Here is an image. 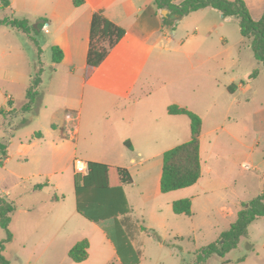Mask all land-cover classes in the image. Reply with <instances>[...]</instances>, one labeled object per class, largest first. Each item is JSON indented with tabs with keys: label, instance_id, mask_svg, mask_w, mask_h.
Here are the masks:
<instances>
[{
	"label": "rangeland",
	"instance_id": "374dc122",
	"mask_svg": "<svg viewBox=\"0 0 264 264\" xmlns=\"http://www.w3.org/2000/svg\"><path fill=\"white\" fill-rule=\"evenodd\" d=\"M54 1L16 0L10 8H0V18L3 14L25 18L29 25L39 22L49 30L44 13L52 10ZM62 2L64 7H72L71 0ZM200 11L176 20L173 26L177 32L168 33L172 42L166 44L172 48L182 44L180 51L205 45L203 51L188 52L194 68L184 67V58H179L183 68L177 67V82L169 81L173 64H155L150 57L137 76L132 96L139 100L132 112V125L128 131H120L130 148L125 141L113 143L104 138V127L114 122L108 115L113 110L109 98L104 94L88 96V87L78 84L77 73L68 77L65 66L53 63L49 43L44 42H50L49 34L40 30L32 41L14 30L4 37L1 32L6 30L0 28V45L7 41L20 50L16 65L6 69L16 71L27 82L30 74L37 76L40 93L32 110L18 108L10 117L0 113V141L6 143L8 152L6 161L0 154L4 161L0 165V206L13 207L7 213L12 239L1 249L8 264H127L135 257H140L139 264H264V217L251 222L248 234L235 248L223 254L202 252L209 244L222 243L221 233L236 221L238 210L264 191V69L253 55L251 39L241 35L236 20H224L206 31L209 25ZM210 13L220 21L221 13ZM166 24L159 31L161 44L166 43L171 30ZM193 30L196 35L186 37ZM255 69L258 75L249 78ZM232 84L251 87L246 92H229ZM3 88L0 108L7 105V94L16 103L24 100V91L18 87L12 93ZM146 93L149 96L145 97ZM173 103L202 119L201 176L192 186L166 193L152 180L144 187L150 193L146 198L141 194L140 180L146 173L162 169L166 150L190 138L189 118L167 111ZM73 105L81 108L76 118ZM66 113L74 118L66 120ZM62 129L73 131V139L78 133L77 145L70 135L60 140ZM35 133H41L42 138H35ZM150 137L159 138V146L147 145L145 139ZM130 149L136 161L140 160L139 152L143 158L153 152L161 154L146 161L147 170H143L130 162ZM120 155L121 161L112 159ZM75 159L131 166L133 182L122 188L129 211L118 216L128 242L111 227L112 220L98 227L76 212ZM35 185L40 187L33 188ZM53 196L59 201H52ZM182 198L191 199V215L173 212L172 201ZM58 219H64V224L58 236L50 239ZM5 238L6 231L0 225V241ZM84 238L89 242L88 257L72 262L68 251Z\"/></svg>",
	"mask_w": 264,
	"mask_h": 264
},
{
	"label": "crops",
	"instance_id": "0c3cea01",
	"mask_svg": "<svg viewBox=\"0 0 264 264\" xmlns=\"http://www.w3.org/2000/svg\"><path fill=\"white\" fill-rule=\"evenodd\" d=\"M8 1L9 3L7 6H2L0 4V8L1 9L10 8L16 2V0H12L11 2L10 0ZM182 1L183 0H171V3L178 4ZM243 1L252 19L254 20L260 19L264 13V0H243ZM30 2L33 3V0H30ZM71 2H72V7H68V6L64 7L62 0H55L53 3L52 10L50 12L44 13L45 15L48 16L51 26V29L49 30L46 28L47 31L44 30L43 26L41 28V30H44L45 33L49 34L48 40L50 42L47 41L44 42L45 44L49 43L48 44L49 47L58 46L61 49L63 54L61 61L58 63L55 62L53 63L57 64L58 66H65L66 67L65 72L68 77H74L76 75L75 73H77L79 77L78 84H80L81 86L86 85L88 87L87 89L88 96L91 97V96L104 94L107 96V98H109L112 105L111 109L113 110H110L108 115L110 118H112L114 122L104 127L103 130L106 131L104 138H106V140L113 141V143L124 142L126 136L122 135L120 131L121 130L124 132L128 131L130 126L132 125L131 123L132 112L135 111L136 109L135 106H137V100H139L138 98H134L132 96V89L135 86L137 76H139L140 73H142L144 67L146 66V60L150 57H153L155 59V64L167 63V62L173 64V67L176 69V71L174 69L172 72H170L172 76H170L168 79L169 81L177 82V77H176L177 67L179 68L180 66L181 69L183 68L181 62L178 61L179 58H184L183 59L184 67L194 68L193 65L194 63L189 60L188 52L199 51V49H201L200 51H203L206 49V46L205 45L198 46V44H195L190 48L191 50L180 51L182 44H176L177 46L174 48L166 45L167 43L169 44L172 42V38L168 36V33L175 34L177 32V29L173 26V24L170 25L168 24L167 21L164 20V17L170 14L169 9H167V7L159 8L155 0H152L151 4H148V0H84V3L79 6H75L73 0H71ZM98 9H101L103 11V14L106 18H108L118 26L122 27L125 30V33L121 37V39L109 50L107 56L101 62V64L98 67L93 68L90 71V74L86 76V70H87L86 59L89 49L90 22L93 12ZM163 10L166 11L163 13L162 12ZM198 10H201L200 11L201 13L199 14H204V16H206L205 17L207 21L206 24L209 25L206 28V31L210 30L213 26H216L217 24H221V22H223L224 20H233V19L224 18L223 15L221 14L222 16L220 17V21H219L218 20L219 18H216V15L210 12H214V11L218 13L221 12L211 6H206ZM195 11H191V12H195ZM207 15H209L208 18ZM5 17L14 18L12 16L10 17L7 16L6 14L5 15L3 14V17L0 19H3ZM47 24L48 23H46L45 25ZM165 24L167 25V27H170L171 30L166 34L167 37L166 43L161 44L162 39L159 36V31L163 29V25ZM0 28H5L4 30H6L1 32V34L4 37L11 34L8 32L14 30L16 32H20L24 35H27L28 38H30L32 41H35V39L33 40L34 35L32 32L27 34L21 30H18L16 28H13L5 24H0ZM194 35H196V32L193 30L186 37H193ZM221 39L224 40L225 37H221ZM19 51H20L19 47H17L16 45L12 46L7 41L2 42V44L0 45V65H1L0 91L3 88L2 85H4L3 89H6L5 91L7 92L10 91L12 93L13 91H15L16 87H18L21 91H24L23 94L24 100H19V102L17 103L14 102L10 94L6 95V97L8 98L7 105L1 107V108H5L6 110L4 114L5 117L12 116L19 109L23 111L21 107L27 101L26 91L28 87L31 85L34 76V74H30L28 78L29 81L27 82L24 79H20L17 76L18 73L16 71L11 70L10 68L6 69V66L10 67L12 64L16 65V57ZM207 57L208 59H210V56ZM257 71L259 73V70ZM190 80L191 79H189V82ZM184 82H186V78ZM183 87L187 89V87L185 86ZM250 87L251 86L249 84H247L246 87L236 86L235 90L237 89L238 92H242V91L246 92V90L247 91L250 90ZM74 90L76 91V86L73 87L72 95H75ZM144 96L145 97L149 96V93H146ZM38 99H40V96ZM8 100L12 101V104L10 106L8 105ZM72 107L73 109L77 110V115L75 116L76 118L80 114L81 108L79 105L78 106L73 105ZM181 107H185V106H181ZM52 128H55V125H52ZM64 135L65 136L63 137L61 130L59 135L60 140L66 139L67 137H69L68 135H70L69 137L70 139H73L72 138L73 133L69 134L68 132L67 133L65 132ZM201 136H202V128H201L200 139ZM35 138H42L41 133L38 137ZM73 140L76 142L77 145L78 133L76 138H74ZM187 140H189V138H186V141ZM159 141L160 139L156 137H150L148 139H145V143H147V145L151 147H156V145L159 146ZM127 147L130 148V142H129V146ZM200 148H201V141H200ZM130 150L132 153L130 162L138 166H141L143 170H147L144 169L145 168L144 163L146 161H149L161 154V152H153L145 156V158H143V154L139 152L137 157H140V160L136 161V159L133 157L134 156L133 150L132 149ZM7 158H5V161ZM121 158H122L121 155L112 157V159H116L119 161H121ZM89 161L92 160H86L85 163H88ZM96 162H101V161H96ZM101 163L119 166L114 164V162H109V161H103ZM120 165L121 167H126L131 175L133 174L131 171V166L129 164L128 165L120 164ZM74 173L75 172L73 169V175ZM160 177H161V170L159 171L157 170L156 172H153V174L146 173L143 176V178L140 180L142 196L149 198L150 193L148 189L144 187H147L148 186L147 182H151L152 180L153 181L155 180V182L157 181L159 185ZM33 188H35V186H33ZM263 192L264 191L260 193ZM51 200L57 202L59 201V198L58 200H53L52 197ZM240 210L241 209H239L238 212ZM63 224H64V219L57 220V224L55 225V228L53 230V233L51 234L50 239H53L56 236H58L60 232V228ZM96 224H98L97 225L98 227H103V221ZM139 263H140V257L138 258V263L136 264Z\"/></svg>",
	"mask_w": 264,
	"mask_h": 264
},
{
	"label": "trees",
	"instance_id": "16d2710c",
	"mask_svg": "<svg viewBox=\"0 0 264 264\" xmlns=\"http://www.w3.org/2000/svg\"><path fill=\"white\" fill-rule=\"evenodd\" d=\"M159 8L167 7L170 14L164 17L168 24L172 25L184 14L200 8L211 6L221 12L224 18L236 20L240 33L243 37L251 39V48L254 57L263 64L264 69V13L260 19L254 20L243 0H183L175 4L171 0H155ZM8 0H0L2 6H7ZM75 6L84 3V0H73ZM0 24H5L21 30L27 34L32 32L37 35L42 28V24L37 22L29 25L25 18H3ZM125 30L106 18L101 9L93 12L89 29V49L86 59V76L93 68L98 67L107 56L109 50L121 39ZM33 37V36H32ZM35 37H33V40ZM52 61L58 63L62 59V51L58 46H51ZM255 69L249 78L257 76ZM39 78L33 76L32 83L26 91L27 101L22 105L23 111L32 110L40 96L37 90ZM235 84L229 85V92H234ZM12 104L8 100V105ZM167 111L171 115H185L190 121V138L177 146L166 150L162 156V169L159 188L163 193L186 188L195 184L201 176L200 163V134L202 119L195 112L181 107L177 104L168 106ZM5 108L0 109L1 114H5ZM65 131L62 129L63 137ZM40 133L34 136L38 137ZM129 146V142L125 141ZM0 154L2 158L8 157L7 145L0 141ZM0 157V165L3 160ZM87 173H74L73 188L75 196V209L77 213L91 222L99 223L105 220H112L111 227L124 241L128 242L124 230L118 220V216L129 211L123 185L133 182L132 175L126 167L114 166L106 163L89 161L87 163ZM40 187V185H35ZM53 200H58L53 196ZM2 202V201H1ZM175 214L191 215V199L182 198L174 200L171 204ZM13 210L12 205L0 206V225L6 231V238L0 241V264H8L2 256L1 249L3 243L12 239V234L8 228L7 213ZM264 217V192L252 198L245 209L238 212L236 221L221 233L223 242L219 245L215 242L203 249L205 255L214 253L223 254L235 248L241 237L247 235L249 224L255 219ZM152 235L160 240L159 235L152 231ZM130 244V243H129ZM128 244V250L132 251ZM89 242L87 239L77 241L68 251V257L72 262H82L87 259ZM133 252V251H132ZM138 263V257L127 264Z\"/></svg>",
	"mask_w": 264,
	"mask_h": 264
},
{
	"label": "built area",
	"instance_id": "2783aa9c",
	"mask_svg": "<svg viewBox=\"0 0 264 264\" xmlns=\"http://www.w3.org/2000/svg\"><path fill=\"white\" fill-rule=\"evenodd\" d=\"M43 28L45 31H47L46 27L43 26ZM73 118H74V115L72 113H66V120H72ZM68 133L72 134L73 131L69 130ZM73 168H74V172L82 173V174L87 173V170H88L87 163H85L79 159L74 160Z\"/></svg>",
	"mask_w": 264,
	"mask_h": 264
},
{
	"label": "water",
	"instance_id": "95a60500",
	"mask_svg": "<svg viewBox=\"0 0 264 264\" xmlns=\"http://www.w3.org/2000/svg\"><path fill=\"white\" fill-rule=\"evenodd\" d=\"M166 10H163L162 12L164 13ZM163 15H165V14H163Z\"/></svg>",
	"mask_w": 264,
	"mask_h": 264
}]
</instances>
